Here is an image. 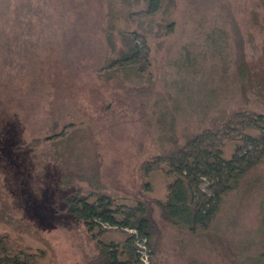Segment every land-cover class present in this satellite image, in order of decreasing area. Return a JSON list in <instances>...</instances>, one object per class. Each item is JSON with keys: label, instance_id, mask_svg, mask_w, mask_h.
I'll use <instances>...</instances> for the list:
<instances>
[{"label": "rangeland", "instance_id": "1", "mask_svg": "<svg viewBox=\"0 0 264 264\" xmlns=\"http://www.w3.org/2000/svg\"><path fill=\"white\" fill-rule=\"evenodd\" d=\"M252 4L160 0L149 12L148 0H0V234L13 249L43 254L37 264L97 261L92 235L118 244L131 233H88L65 213L66 195L164 201L172 179L156 157L236 112L264 114ZM133 46L148 56L144 71L112 65ZM235 136L216 140L225 158ZM151 208L149 264H264V163L207 229H177Z\"/></svg>", "mask_w": 264, "mask_h": 264}, {"label": "trees", "instance_id": "2", "mask_svg": "<svg viewBox=\"0 0 264 264\" xmlns=\"http://www.w3.org/2000/svg\"><path fill=\"white\" fill-rule=\"evenodd\" d=\"M252 2L249 15L253 29L264 30V0ZM159 5L160 0H148L147 9L151 12ZM142 42L144 46V40ZM146 62L148 56H140V51L133 46L112 65L137 64L141 72L147 68ZM238 114L244 117L237 124L233 119ZM246 127L251 131L248 132ZM232 131L239 132L240 136H235L239 142L234 145L230 157L225 158L224 150L216 144V140L222 142ZM262 163L264 114L252 110L248 113L236 112L218 128L201 130L183 145L154 159L156 169L164 171L172 179L167 185L164 201L136 200L129 206L118 203L106 194L70 193L63 199V207L65 213L81 222L90 234L96 231L100 234L106 226L135 232L125 236L118 244L104 243L92 235L98 247L99 259L90 264H136L138 255L135 240L145 239L149 249H153L157 235L152 204L157 207L160 219L177 229L191 233L207 229L224 197L238 189L244 177ZM149 165L151 163L142 166L144 176L151 167ZM204 181L207 182V192L202 189ZM149 190L145 186V191ZM42 255L15 250L7 238L0 234V264H37Z\"/></svg>", "mask_w": 264, "mask_h": 264}, {"label": "built area", "instance_id": "3", "mask_svg": "<svg viewBox=\"0 0 264 264\" xmlns=\"http://www.w3.org/2000/svg\"><path fill=\"white\" fill-rule=\"evenodd\" d=\"M128 231L131 234H135L134 231L131 230H125ZM135 245L137 248V263L136 264H149L151 259V252L147 245V241L145 239L142 240H135Z\"/></svg>", "mask_w": 264, "mask_h": 264}]
</instances>
